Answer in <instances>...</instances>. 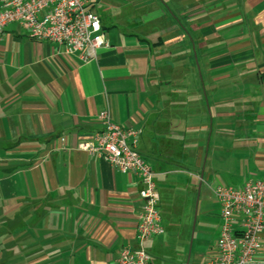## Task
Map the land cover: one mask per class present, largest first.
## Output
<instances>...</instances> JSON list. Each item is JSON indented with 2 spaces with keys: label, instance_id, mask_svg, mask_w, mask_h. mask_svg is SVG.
<instances>
[{
  "label": "crops",
  "instance_id": "obj_1",
  "mask_svg": "<svg viewBox=\"0 0 264 264\" xmlns=\"http://www.w3.org/2000/svg\"><path fill=\"white\" fill-rule=\"evenodd\" d=\"M88 1L95 59L0 34V263L116 264L136 246L138 177L79 147L108 110L154 173L149 264H206L222 220L213 194L195 221L197 187L264 179V0Z\"/></svg>",
  "mask_w": 264,
  "mask_h": 264
},
{
  "label": "built area",
  "instance_id": "obj_2",
  "mask_svg": "<svg viewBox=\"0 0 264 264\" xmlns=\"http://www.w3.org/2000/svg\"><path fill=\"white\" fill-rule=\"evenodd\" d=\"M17 24L35 41L62 48L81 62L95 59L107 47L99 16L88 0H0V34ZM103 129L79 147L122 173L135 174L141 185L135 247H124L116 264H149L144 243L163 234L159 196L149 164L135 150L137 134L99 113ZM222 220L214 256L206 264H264L260 243L264 231V179L252 177L240 187L219 184L213 189Z\"/></svg>",
  "mask_w": 264,
  "mask_h": 264
},
{
  "label": "rangeland",
  "instance_id": "obj_3",
  "mask_svg": "<svg viewBox=\"0 0 264 264\" xmlns=\"http://www.w3.org/2000/svg\"><path fill=\"white\" fill-rule=\"evenodd\" d=\"M209 185L206 182H203L201 187H197V193H196V199H197V206H196V215H195V221L197 219V221H202V219L200 218L202 215V211L204 206L209 208L210 210H213V205H214V196L213 193L211 191V189H209L210 187H208ZM208 189V190H207ZM206 196L209 198L207 199ZM4 208V203L0 202V210ZM207 225V235L208 237L211 236V230L208 228H212L209 227L208 224H210L209 222L206 223ZM4 229H2L0 227V255H1V249L3 247V243L5 241V237L6 234L4 233ZM1 264V263H0Z\"/></svg>",
  "mask_w": 264,
  "mask_h": 264
}]
</instances>
